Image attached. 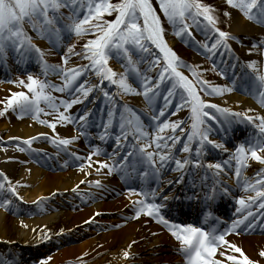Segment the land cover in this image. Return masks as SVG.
<instances>
[{
  "label": "snow or ice",
  "instance_id": "obj_1",
  "mask_svg": "<svg viewBox=\"0 0 264 264\" xmlns=\"http://www.w3.org/2000/svg\"><path fill=\"white\" fill-rule=\"evenodd\" d=\"M225 3L247 20L264 26V0ZM157 5L159 11L153 0H0V64H6L11 54L16 63L27 65L35 61L39 66L38 74L28 72L26 78L11 81L26 91L9 90L11 94L0 101L4 104L0 116L11 109L19 117L30 115L52 133H56L58 124L71 123L81 135L91 136L88 128L94 123L93 109L84 108L75 114L70 109L89 99L90 94L102 93L106 107L101 110L100 123L95 125V135L102 143L114 141L111 152L101 144H89L92 150L86 156L72 152L69 146L79 135L55 134L49 142L80 161L76 166L81 170L87 166L94 167L98 174L102 169L107 170V175L119 174L126 184L124 191L130 197L133 218L147 216L163 225L177 241L176 251L184 264H264V246L257 249L258 257L253 258L241 244L229 238L230 234L264 228V223L257 224L264 217V114L251 109L237 110L204 98L232 92L240 76L236 65L240 64L248 70L244 73V90L258 96L264 105V64L252 58L241 62L235 56L229 41L240 37L218 26L220 17L213 4L205 0H157ZM223 14L231 15L227 9ZM162 16L175 36L208 57L212 69L221 77L227 76L230 83H213L203 75L207 69L183 60L165 38ZM195 32L204 38L196 39ZM72 36L77 40L84 38L79 48L77 40L64 46ZM37 39L46 40L50 47H42ZM225 50L233 56L228 66L216 59L217 53ZM253 51L264 57V38L251 43L248 52ZM54 52L60 53V62L46 59ZM72 56L85 62L70 63ZM113 59L121 63L123 71L111 66L109 61ZM181 69H187V73ZM153 71L155 75L151 74ZM50 76L60 83L50 80ZM88 76H93L95 83ZM133 94L143 96L145 110L124 102L125 95ZM182 109H188L187 117L170 118ZM53 113L51 119L41 118ZM235 125L247 128L239 139H235ZM41 136L48 134L16 137L17 141L23 140V146L16 143L15 147L22 152L42 151L32 148L33 141ZM99 155L107 159L93 160V156ZM250 161L262 165L251 177L246 175ZM169 170L175 176L168 178ZM226 177L233 178L235 186L245 193H251L233 197L245 210L240 214L237 209L238 214L230 221L216 215L213 209L218 199L232 196L233 185ZM130 180H138L139 186L129 184ZM186 181L190 188L185 190L184 198L203 205L199 225L174 221L163 211L169 200L180 199L170 189ZM81 183L105 187L100 180ZM20 184V180L13 182L0 172V207L8 209L14 204L13 198L24 200L17 188ZM74 191L79 188L74 186ZM51 195L54 193L37 196L32 203L43 208ZM255 208L260 211L255 212ZM20 223L28 227L23 220ZM40 229L36 241L49 240L51 230L45 225ZM130 255L128 249L122 251L123 257ZM51 259L42 257L39 264H47ZM3 264L8 261L5 259Z\"/></svg>",
  "mask_w": 264,
  "mask_h": 264
},
{
  "label": "bare ground",
  "instance_id": "obj_2",
  "mask_svg": "<svg viewBox=\"0 0 264 264\" xmlns=\"http://www.w3.org/2000/svg\"><path fill=\"white\" fill-rule=\"evenodd\" d=\"M229 29L230 32L242 37L241 45L245 51L242 57L245 61L250 58L254 59L256 53L254 51L249 53L248 48L251 46V36L257 37L259 35V29L244 21L235 12L232 13ZM167 41L171 45L173 39L169 38ZM231 47L236 48V45L233 44ZM209 99L241 111L244 109H260L248 99L229 93H226L224 96ZM261 111L264 114V108ZM177 117H181L179 112L172 119ZM48 132L49 130L46 127L38 124L31 126L26 121H22L15 126H8L4 122L0 123V133L4 134L0 136L1 138L4 136L3 138L5 139L12 138L16 140V137L26 138L36 136L37 133ZM66 132L68 133L67 136L79 135V132L70 131L69 127L66 128ZM42 137H37L33 141V149H40L41 145L38 142V138L41 140ZM52 149L57 150L58 153L61 152V148L57 146L52 147ZM7 157H11L12 159H7ZM26 158L25 151L22 152L16 147H0V172L6 173L13 182L17 180L21 181V184L17 188L24 198L33 201L36 200L37 196H48L50 193H54V195H51L53 197L48 199V207L45 205L44 208H34L33 211H28V213L21 209H14L17 201L15 198H13L14 204L8 209L0 207L1 262L5 259L14 258L21 260L17 264H39L32 255L26 257V253L21 257L20 252L24 247H28L26 252L33 254L35 247H42L44 242H47V240H41L38 243L35 239L41 230V225H45L51 230L50 238L56 237V240H58L59 238L66 237V233L76 225L85 227L87 226V222H91L93 226L103 222L106 225L105 229L96 231L94 233L95 235H90L81 242H77V239H61L62 246L52 254L53 259L49 264L65 263L66 261L63 259L66 257H73L79 253L84 254L86 252H92L94 255L85 264H128L131 261L137 264H181L179 257L176 255L177 242L172 240L166 232L153 223L147 216L133 218L134 213L130 206V197L125 193L123 188L117 187V175L115 176L114 173L110 175L105 174L106 169H102L101 173L98 174L95 172L94 167L89 168L87 166L84 170H81L76 166V163H71L69 164L71 166L65 167L62 170L55 169V171H46L45 169L39 168L32 161H28ZM58 159H62L61 154L58 156ZM38 163L41 164L40 162ZM55 165L59 166L56 163ZM261 166L259 162L250 161V166L246 171L248 169L256 171ZM85 172L91 174L85 175ZM166 176L171 178L174 174L169 170ZM93 180H100L105 187H108L112 183L115 188L113 190L106 189V193L99 194L96 189L103 190L105 187L101 188L95 184L81 183V181ZM74 186H77L79 191H74ZM187 188H190V182H187ZM84 191H90L88 193L90 199H83L81 205L73 210L62 212V205L58 201H55L57 198L64 200L65 198L73 197V194L80 195ZM96 212H99V214L94 216L93 214ZM105 213L108 215H103ZM89 217H93L96 220H89ZM21 220L28 227H23L20 223ZM33 228L37 231L34 232ZM60 228H64L65 231L62 233L59 232ZM80 237L78 239L86 236L83 234ZM229 238L241 244L246 254L253 258L258 257L257 249L264 246V236L230 234ZM124 249H128L131 253L127 258L122 256ZM42 250L43 248L39 251ZM8 251L9 253L13 251V256L8 255ZM43 252L45 253L46 250H43ZM10 261L14 262L8 260V264H12Z\"/></svg>",
  "mask_w": 264,
  "mask_h": 264
},
{
  "label": "rangeland",
  "instance_id": "obj_3",
  "mask_svg": "<svg viewBox=\"0 0 264 264\" xmlns=\"http://www.w3.org/2000/svg\"><path fill=\"white\" fill-rule=\"evenodd\" d=\"M205 2L211 3V4H213L216 7L217 14L220 17L218 26L221 29L230 32L229 28H230V23H231V19H232V13L235 12L240 17H242L244 21L250 23L252 26H254L256 28L258 27L259 30H260L259 36L257 37V39L256 38H255V40L252 39L250 41V43H252L253 41H258V40L264 38V26L257 25L254 22L247 20L245 17H243V15L238 10L231 9L225 3V0H205ZM153 4L157 6V10L159 11V8H158V5H157V0H153ZM225 9H227L231 13L230 16H224L223 13H224ZM162 21H163L164 28H165V38L166 39L175 38L177 40L175 42L176 44L173 46V48L179 54V56H181L185 61H187V62H189L191 64L199 65L200 67L207 69V71L205 73H203V75L205 76V78L207 80H209V81H211L213 83H217V84H226L227 83V81L225 80L224 77H221L217 71L212 69V65L210 64V63H212V61L208 57H206V56L202 55L200 52H198L196 47L190 46L189 44L185 43L184 40H182L181 38L175 36V34L173 32V29H172V26L167 22L166 19L163 18V16H162ZM230 33L240 37V40H230L229 41V43L231 45H233V44L236 45V49H232V51L234 53L235 52L236 53H241V54L245 53V51L243 50V46L241 45L242 37L237 35V34H235V33H233V32H230ZM195 36H196V39H203L204 38L203 35L201 33H199V32L198 33L196 32ZM83 39L84 38L82 37L79 40H77V38L75 36H72L71 39H67L65 41V45L64 46L66 47V45L68 43H72L74 40H77V48H79V45L83 42ZM36 42L39 43L44 48H49L50 47V45L48 44V42L46 40L37 39ZM186 47L190 51L187 50ZM254 53H256L254 59L261 60L262 64H264V57H260L258 55V53L255 52V51H254ZM224 54H225V51L222 52V53L218 52L217 56H216V59L217 60H221L223 58ZM46 59H48L50 62H53V63L60 62V53L59 52H54L53 54L47 55ZM84 62L85 61L81 60L77 56H72L70 58V63H84ZM117 62L118 61H116L114 59L109 61L111 66L114 69H116V70L118 68L117 65H120V67H121V63L120 62L117 63ZM141 67H144V66L142 65ZM25 69H27V71H25ZM181 70L185 71L187 73V69H181ZM120 71H123L122 67L120 68ZM28 72H31L34 75L39 73V66L35 63V61H30L27 65H25L24 63H16L15 60L11 57V54H10L7 63L6 64H0V101L6 100L7 96H9L11 94V92L20 91V90H25L26 91V89H23L22 86H18L16 84H13L11 81L17 80L19 78H26V75H27ZM151 74L155 75V72L153 71ZM86 78L88 80H90L91 82L95 83V78L93 76L86 77ZM49 79L57 81L58 83H60V81L57 80V78H54V76L53 77L50 76ZM9 90H11V92ZM233 92L234 91L229 92V94H234ZM59 94H60L59 92H55L54 95L59 96ZM135 97H136V95L133 94V95H125L123 98L127 101V103L129 105H131L133 107L140 106V105L142 106V101H141V104H140V102L138 100H136ZM217 97L218 96H216V98ZM3 107H4V104H0V108H3ZM180 113H181V117L182 118L187 117L188 109H182L180 111ZM54 115H55L54 113L52 115H50V116H47V117L41 115V118L42 119H51V118H53ZM22 121L28 122L31 126H33V124L34 125L38 124V125H41L43 127H46L49 130V132L47 133L48 137H42L41 140H39V138H38V142H40L39 144L40 145H44V146H51L52 145L49 142V138L52 135L59 134V136H67L68 133L66 132V128H68V127H69V130L72 131V132H75V130H76V125L75 124H71V123H69V124H58L57 128H56V133H52L51 129H49L48 126L39 123L37 120H33L30 115L19 117L18 113L12 111L11 109H9L4 115L0 116V123L4 122L8 126H15L16 124H20ZM2 134L3 133H0V135H2ZM3 137L4 136H2V138ZM2 138L0 136V144H3L5 146H0V147H4V148L15 147L16 143H20L23 146V141L22 140L21 141H16L14 139L10 140V139H5V138L2 139ZM69 148H70V150L72 152H75V151H77V149H79L78 147H74L72 145H70ZM79 153L80 154H84L85 152H84V150H79ZM66 154H68V153L66 152ZM25 155H26V157H29L27 152H25ZM65 157H67V156H65ZM97 158H98L97 156H93V160H97ZM67 159H70V158H67ZM54 161H56V160H54ZM59 161L62 162V160H59ZM67 162H68V160H67ZM67 162H64V163L67 164ZM46 167L48 168L47 170L55 169V168H50L51 166H46ZM39 168H41V167H39ZM62 169H64V168H62ZM50 197H53V196H50ZM59 201H62V200H59ZM20 203H23L25 207H29V208L35 205V204L32 203V200H29L27 198H24V200L20 201ZM70 208L71 207L69 205H64V207L62 209V212L63 211H68ZM76 229H78V227L75 228V230H74L75 234L70 236V237L73 238V239H77L78 240L77 242H81L84 239H86L88 236H90V235L93 236L94 235V233H90V232H93V231H87L88 229H86V228L82 227V228H80V230H78V232H76ZM83 233H85L86 237H83L82 239H78V238H81L80 236H83L82 235ZM59 249H60V247L58 249H51V250L43 253L42 255H39L36 258V261L39 263V261L41 260L42 257H45V256H51L52 257V254L55 253L56 251H58ZM93 255H94V253H92V252H86L84 254L79 253V254H77V255H75L73 257H66L65 259H63L66 262L65 263H61V264H79L80 261H83V264H85L87 261H89L90 259L93 258ZM52 259L49 260L47 262V264H49L52 261ZM128 264H137V263L132 261V262H130Z\"/></svg>",
  "mask_w": 264,
  "mask_h": 264
}]
</instances>
